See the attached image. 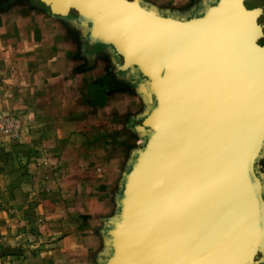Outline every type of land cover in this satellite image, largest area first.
I'll list each match as a JSON object with an SVG mask.
<instances>
[{
	"label": "water",
	"instance_id": "water-1",
	"mask_svg": "<svg viewBox=\"0 0 264 264\" xmlns=\"http://www.w3.org/2000/svg\"><path fill=\"white\" fill-rule=\"evenodd\" d=\"M62 2L147 107L102 264H264V0Z\"/></svg>",
	"mask_w": 264,
	"mask_h": 264
},
{
	"label": "crops",
	"instance_id": "crops-1",
	"mask_svg": "<svg viewBox=\"0 0 264 264\" xmlns=\"http://www.w3.org/2000/svg\"><path fill=\"white\" fill-rule=\"evenodd\" d=\"M187 2L184 4L188 6ZM33 7L34 10L24 12H0V108L22 120L24 136L20 148L27 156L23 158L25 168L23 164V168L16 166L20 169L19 186L11 193L19 199L33 181L39 187L55 185L59 188L55 198L61 202L57 220H64L59 226L61 230L75 229L78 213L84 221L95 214L90 210L99 196L92 195H99L100 191L109 196L110 184L117 179L120 162L109 158L107 125L112 121L113 126L128 134L127 121L138 112L142 98L131 85L132 79L124 78L121 86L110 85L102 70L107 62L99 61L90 68L80 65L79 59H92L78 48L79 31L73 26L72 12L57 16L45 8ZM106 61L110 62L107 58ZM78 67H82L81 71ZM115 76L119 84L121 79ZM91 77L98 84L107 83L95 90L86 83L93 80ZM111 109L115 111L112 115ZM9 152L12 155V148ZM13 164L11 160L9 165ZM261 171L264 177V159ZM86 184L96 185L97 191L89 193ZM109 199L101 198L106 204H102L100 212H108ZM81 239L76 233H69L56 244L60 264H91L90 255L99 243L84 247ZM92 239L86 236L85 243Z\"/></svg>",
	"mask_w": 264,
	"mask_h": 264
},
{
	"label": "rangeland",
	"instance_id": "rangeland-1",
	"mask_svg": "<svg viewBox=\"0 0 264 264\" xmlns=\"http://www.w3.org/2000/svg\"><path fill=\"white\" fill-rule=\"evenodd\" d=\"M144 1L155 5L163 11L174 13H189L192 8L196 5H200L202 2V0H188L187 3H189V5L187 6L184 4L187 0ZM43 4H46V8ZM33 6L45 8L46 12L51 13L56 7H62L63 2L62 0H44V3H39L37 0H0V12L2 13L11 11L12 9H17L21 12L28 9L34 10ZM71 12L73 14L71 17H73L74 20L76 14L73 11ZM48 13H46V15H48ZM77 30L79 31V29ZM78 42V48L84 49L86 56L91 55L90 58L92 59L90 60L87 57V59H79L80 65L84 64L90 68L97 66L99 61L100 63L107 62V64L105 63V65L102 66V70L106 72L110 85L121 86V82L124 78L129 79L123 72L118 71L116 67L117 64L123 62V58H117V60L114 61V55L108 54L105 48L101 46L90 48L85 44L84 35L80 33V31ZM103 52L105 53L104 55ZM79 53L80 51H78V54ZM101 54L110 62L108 63L106 58L101 56ZM102 57L103 61L101 60ZM79 58L81 57L79 56ZM98 58L100 59L98 60ZM77 69L81 71L82 67H78ZM106 74L102 73L103 76ZM115 74L121 79L118 81L119 84L115 82ZM112 77L114 79H112ZM92 79V81L89 79L86 83H90L89 85L95 87V90L96 88L103 87L107 83L98 84L99 82H97L95 77ZM132 82L131 85L136 89L138 81L132 79ZM94 95L96 97L97 92L94 91ZM138 109L136 115L127 121L129 128H127L126 131L128 134H126L124 129L119 130L117 126H113L112 121L107 125V129L109 130V146L111 148L109 158H117L120 162L118 165L119 170L116 174L117 179H113V183L110 184L109 196H105L99 191L101 189H98L99 195L93 194L92 196L99 197H97V202H94L95 204L92 206L93 209L90 210L94 211L95 214L93 216H87L84 221L83 216H79L80 213H78L74 218V220L78 222L77 227L75 226V229L70 227L69 229L61 230L59 224L64 220H61V222L57 220L59 216L56 214L61 204V202L55 198V195L59 194V191H57V189H59L58 187L55 185L48 186L43 184L39 187V184L33 181L31 182L32 186L27 188V190L23 192V195L19 196V199L16 194L11 193L12 190H16L19 186L17 181L20 179L18 177L20 169L17 167L23 168L21 164L25 165L24 168L27 166L26 160H23V158L26 159L27 156L23 154L20 148L22 146L21 141L24 136V129L22 128V120L17 114L4 112L0 108V264H60L59 248L56 247V244L69 233L71 235L76 233L77 239L82 238L81 241H83L84 247L89 246L91 243L94 245V243L96 244L98 241V247H94L96 250L90 255V262L91 264H102L101 253L105 252L106 249L105 222L109 218L116 217L119 213L117 201L122 194L124 176L130 170V162L136 153L144 147V140L139 133V123L140 121H144L143 116L147 111V107L142 99L139 100ZM110 111H112L110 115L115 112L112 109ZM10 147L12 148V155L9 156L8 152L11 149ZM13 148H17L18 150L15 149L14 152ZM11 160L14 163L13 167L9 165ZM31 169L32 168L29 170ZM31 171H33V169ZM11 175H13V177H11ZM86 186L89 187V193H92L91 190L97 191L95 188L96 185L86 184ZM31 193L33 194L31 195ZM11 195H13V200L11 199ZM108 197H110L108 212H100L102 204L105 203V201L104 203L102 202L101 198L104 200ZM87 220L89 222H87ZM86 236H90V238L92 237L94 239H92L91 242L89 240L85 243Z\"/></svg>",
	"mask_w": 264,
	"mask_h": 264
},
{
	"label": "flooded vegetation",
	"instance_id": "flooded-vegetation-1",
	"mask_svg": "<svg viewBox=\"0 0 264 264\" xmlns=\"http://www.w3.org/2000/svg\"><path fill=\"white\" fill-rule=\"evenodd\" d=\"M105 53L103 52V55H104Z\"/></svg>",
	"mask_w": 264,
	"mask_h": 264
}]
</instances>
